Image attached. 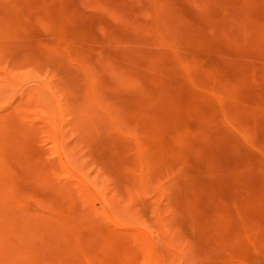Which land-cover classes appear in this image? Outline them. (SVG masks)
I'll return each instance as SVG.
<instances>
[{
	"label": "rangeland",
	"instance_id": "1",
	"mask_svg": "<svg viewBox=\"0 0 264 264\" xmlns=\"http://www.w3.org/2000/svg\"><path fill=\"white\" fill-rule=\"evenodd\" d=\"M0 264H264V0H0Z\"/></svg>",
	"mask_w": 264,
	"mask_h": 264
}]
</instances>
